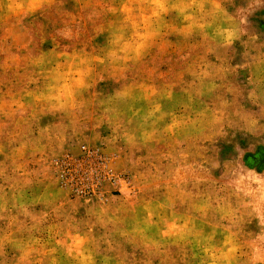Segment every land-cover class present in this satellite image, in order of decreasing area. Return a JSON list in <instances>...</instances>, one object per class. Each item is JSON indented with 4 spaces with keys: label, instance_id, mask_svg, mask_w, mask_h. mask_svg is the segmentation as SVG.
I'll use <instances>...</instances> for the list:
<instances>
[{
    "label": "rangeland",
    "instance_id": "obj_1",
    "mask_svg": "<svg viewBox=\"0 0 264 264\" xmlns=\"http://www.w3.org/2000/svg\"><path fill=\"white\" fill-rule=\"evenodd\" d=\"M0 264H264V0H0Z\"/></svg>",
    "mask_w": 264,
    "mask_h": 264
}]
</instances>
